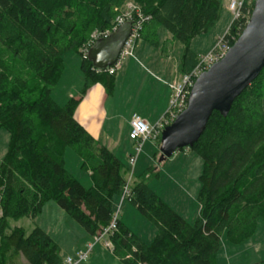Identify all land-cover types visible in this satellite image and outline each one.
Instances as JSON below:
<instances>
[{
  "label": "trees",
  "instance_id": "1",
  "mask_svg": "<svg viewBox=\"0 0 264 264\" xmlns=\"http://www.w3.org/2000/svg\"><path fill=\"white\" fill-rule=\"evenodd\" d=\"M129 2L148 18L142 40L160 48L158 32L164 28L181 46L180 77L194 69L199 56L191 42L217 26L219 0H0V129L10 134L7 154L0 160V264H22L23 259L26 264H63L60 246L45 230L36 227L27 234L9 225L23 217L36 219L51 201L91 237L113 220L129 167L99 144L75 114L93 86L114 94L117 73L96 70L83 49L90 48L95 32L112 29ZM254 4H245L243 17L225 35L231 46ZM69 51L82 56L84 86L62 106L53 90ZM155 142L154 164L132 183L128 201L158 233L147 245L118 219L110 236L113 254L122 264H218L223 234L230 244L242 245L254 236L259 220L264 221V69L234 101L227 117L212 114L191 148L203 160L200 210L193 224L149 187L163 166L161 137ZM68 149L82 160L92 187L83 186L67 170Z\"/></svg>",
  "mask_w": 264,
  "mask_h": 264
},
{
  "label": "rangeland",
  "instance_id": "2",
  "mask_svg": "<svg viewBox=\"0 0 264 264\" xmlns=\"http://www.w3.org/2000/svg\"><path fill=\"white\" fill-rule=\"evenodd\" d=\"M219 1L222 2L221 0ZM221 4L222 10L220 21L204 40H202V36H199V38H196L191 42V49L193 51L198 52V46L204 50L208 46L207 44L210 43L212 35L220 33V38H222L229 31L230 26L234 22V16L227 8L229 3H226L224 7L223 2ZM249 19L250 17L248 20ZM211 33L213 34L211 35ZM158 35L160 41L159 50L153 48L148 42L142 40L139 46L133 51L132 56L125 57L121 60L120 67L126 69V65H128L131 60H134L137 61L136 65L138 71L141 69V64L146 68H150L147 61L143 58L145 50L147 54L150 52L152 60L156 61L154 55H157V53L160 54L163 48H166V50L171 49L172 38L170 34L161 27ZM218 42L219 41H217V44ZM166 43L167 46L165 47ZM200 57L202 56H199V58ZM64 60L65 71L60 82L53 90L54 100L62 106L66 104L68 96L73 94L71 95L72 97H78L83 88L82 86L80 89L74 90L82 77V56L75 51H69L65 53ZM121 79H123V77ZM122 82L121 86L117 85L114 90L117 102L122 96L124 97L125 94ZM96 110L97 111L95 112H100L99 106H97ZM99 140L96 139V141L101 144ZM9 141V132L5 129H0V160H2L7 154ZM152 145H156V142L149 140L144 143L136 163V168L131 172L134 181L154 164V154L157 151V147L154 148V150H148V147ZM135 149L136 147H134V154L136 153ZM65 162L67 170L81 184L82 182L80 180L84 181L85 178L89 179L87 172L81 168L82 160L74 150L68 149L66 151ZM124 162H126V160ZM160 170L161 173L159 178L151 180L149 182V187L188 223L193 224L198 216L200 208L198 194L201 188L200 176L203 172V160L191 149H185L183 151H178L172 158L163 163ZM114 212V215L118 214L119 219L124 221L136 236L144 240V243L150 245L153 242L158 233L157 228L145 216H143L131 202L128 200L122 201L121 197H118V200L116 199L114 204ZM9 225L11 229L16 227L23 228L27 231V234H30L32 230L38 226H45L49 229L57 228V231L55 230L54 232L60 233L59 236L56 233V236L57 240L61 242V245L65 250L63 254L66 257L74 256L76 248L82 249L86 247L85 240L92 238L79 223L62 210L54 201L47 203L42 213L36 219L23 217L10 220ZM91 241L93 242V239H91ZM99 244L104 247L103 243ZM104 248L112 252V249ZM217 260L218 264H256L263 261L264 221L259 220L254 236L242 245L236 246L230 244L227 241L226 234H223Z\"/></svg>",
  "mask_w": 264,
  "mask_h": 264
},
{
  "label": "crops",
  "instance_id": "3",
  "mask_svg": "<svg viewBox=\"0 0 264 264\" xmlns=\"http://www.w3.org/2000/svg\"><path fill=\"white\" fill-rule=\"evenodd\" d=\"M221 1L223 2V7L226 5V3L230 2V0ZM209 34L210 33L202 35V40H204V38H206ZM212 34L213 33H211V35ZM220 37V33L212 35L210 43L207 44L208 46L204 50L198 46L199 53L196 51L193 52L198 56L209 54L216 46ZM171 41V49L166 50V48H163L160 54L157 53V55H154L156 61L152 60L150 52L147 54L146 50L144 51L143 58L147 61L150 68H146L141 64V69L138 71L136 65L137 61L131 60L128 65H126V69H124V67H120V69L117 70L116 87L117 85L121 86V82L123 81L122 87L125 92L124 97L122 96L118 102L116 101L117 99L115 94L109 96L102 85H95L88 90L75 114L76 119L88 130V132L95 139H100L99 141L101 144L113 152L120 160L123 162L126 160L125 163L129 168V158L134 155L133 151L135 147L134 141H132L129 136L131 131L132 116L137 114L149 125H155L163 117L169 105L171 90L168 84L180 77L178 73V66L181 57V46L176 45L173 40ZM166 46L167 43L165 44V47ZM157 49L159 50V48ZM122 77L123 79H121ZM82 86H84L83 74L81 81L74 88V90L80 89ZM71 95L68 96L66 102L72 98ZM97 106H99L100 109L99 113L95 112L97 111ZM156 147L157 145H152L148 147V150H154ZM139 156L140 155H138L137 160ZM134 168H136V164ZM87 174L89 179L85 178L84 181H80L86 188H90L93 186V181L90 177V174ZM135 181L132 177V183ZM116 199L118 200V197ZM122 222L124 223V221ZM38 227L45 230L57 242L61 248V257L63 260L70 257H66L63 254L65 250L61 245V242L57 240V232H54L55 230L57 231V228L49 229L45 226ZM57 235L59 236L60 233H57ZM91 239L93 238L85 240V249L89 244H92ZM103 246L105 247L104 244ZM104 247L100 246L99 243L96 244L93 251L90 253L89 258L84 261L85 263H82L122 264L121 261L113 254V252H110ZM84 248H76L74 252L75 254L72 257L75 258L79 252L85 250ZM21 262L22 264H26L24 259Z\"/></svg>",
  "mask_w": 264,
  "mask_h": 264
},
{
  "label": "water",
  "instance_id": "4",
  "mask_svg": "<svg viewBox=\"0 0 264 264\" xmlns=\"http://www.w3.org/2000/svg\"><path fill=\"white\" fill-rule=\"evenodd\" d=\"M132 23L119 27L108 38L96 41L88 60L96 70H107L119 60ZM264 69V0H256L250 19L235 43L220 61L195 81L185 109L161 136L159 165L178 151L191 149L203 135L214 112L227 117L234 101Z\"/></svg>",
  "mask_w": 264,
  "mask_h": 264
},
{
  "label": "built area",
  "instance_id": "5",
  "mask_svg": "<svg viewBox=\"0 0 264 264\" xmlns=\"http://www.w3.org/2000/svg\"><path fill=\"white\" fill-rule=\"evenodd\" d=\"M251 1L252 0H230L228 9L234 16V21L243 17V9L245 7V4ZM147 20L148 18L143 19V16L141 15L138 7L129 2L125 5L123 13L115 19L112 29L102 33L95 32L93 34L91 44L89 45L90 48L96 41L108 38L123 24L127 22L132 23L131 35L125 42L119 61L112 68H109L110 74H115L117 72V70L120 68V62L123 58L133 55V51L142 41L143 22ZM225 38L226 37L224 36L219 40L218 44L210 52V54L200 57L198 64L194 69L168 84L171 90L169 105L164 116L155 125H149L137 114H134L132 116L131 131L129 136L130 139L134 141L136 147V153L129 158V164L132 169L136 164L137 157L141 152L143 144L149 140L156 141L158 138H160L165 128L173 124L177 117L185 109H187L191 89L196 79L202 73L207 71L213 64L223 59V57L226 55L231 47V44L230 40H227ZM90 48L85 47L83 49L85 58H87ZM130 181L131 178L124 188L122 201L128 199V197L130 196ZM1 216L2 211L0 209V217ZM117 223L118 214L114 215L109 227L93 237L92 244H89L84 251L79 252L75 258H66L63 264H81L89 258V255L93 251L94 246L98 243H103L106 248L113 250V244L110 240V236L113 235L116 231Z\"/></svg>",
  "mask_w": 264,
  "mask_h": 264
},
{
  "label": "bare ground",
  "instance_id": "6",
  "mask_svg": "<svg viewBox=\"0 0 264 264\" xmlns=\"http://www.w3.org/2000/svg\"><path fill=\"white\" fill-rule=\"evenodd\" d=\"M87 48V47H86Z\"/></svg>",
  "mask_w": 264,
  "mask_h": 264
}]
</instances>
